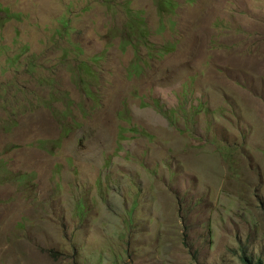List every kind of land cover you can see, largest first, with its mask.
I'll use <instances>...</instances> for the list:
<instances>
[{
	"label": "rangeland",
	"instance_id": "obj_1",
	"mask_svg": "<svg viewBox=\"0 0 264 264\" xmlns=\"http://www.w3.org/2000/svg\"><path fill=\"white\" fill-rule=\"evenodd\" d=\"M0 0V264H264V0Z\"/></svg>",
	"mask_w": 264,
	"mask_h": 264
},
{
	"label": "trees",
	"instance_id": "obj_2",
	"mask_svg": "<svg viewBox=\"0 0 264 264\" xmlns=\"http://www.w3.org/2000/svg\"><path fill=\"white\" fill-rule=\"evenodd\" d=\"M161 1L167 3L168 4L167 9H170V10H174L178 6L175 2H173V1L170 2V0H161ZM243 260L245 263L250 264V261L248 259H243Z\"/></svg>",
	"mask_w": 264,
	"mask_h": 264
}]
</instances>
